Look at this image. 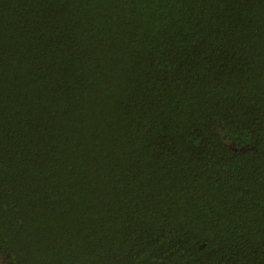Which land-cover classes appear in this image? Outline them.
<instances>
[{
  "label": "trees",
  "instance_id": "trees-1",
  "mask_svg": "<svg viewBox=\"0 0 264 264\" xmlns=\"http://www.w3.org/2000/svg\"><path fill=\"white\" fill-rule=\"evenodd\" d=\"M5 264H264V0H0Z\"/></svg>",
  "mask_w": 264,
  "mask_h": 264
},
{
  "label": "rangeland",
  "instance_id": "rangeland-1",
  "mask_svg": "<svg viewBox=\"0 0 264 264\" xmlns=\"http://www.w3.org/2000/svg\"><path fill=\"white\" fill-rule=\"evenodd\" d=\"M0 264H5L2 257H0Z\"/></svg>",
  "mask_w": 264,
  "mask_h": 264
}]
</instances>
